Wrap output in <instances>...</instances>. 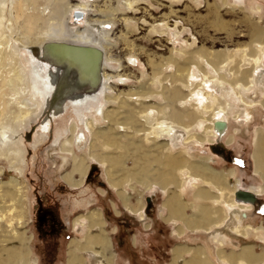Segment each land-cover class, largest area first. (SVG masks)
Here are the masks:
<instances>
[{
	"label": "bare ground",
	"instance_id": "6f19581e",
	"mask_svg": "<svg viewBox=\"0 0 264 264\" xmlns=\"http://www.w3.org/2000/svg\"><path fill=\"white\" fill-rule=\"evenodd\" d=\"M87 1L74 7L78 9L76 18L84 16L88 8L95 5L94 0ZM124 2L131 13L138 10L139 0ZM251 11L257 16L260 6L255 5ZM69 14L67 0H45L43 3L40 0H0V158L5 157L10 168H16V161L24 152L19 135L40 117L43 105L46 109L50 105V91L57 87L59 74L63 77L73 74V83L64 90L69 95L74 94L69 97L71 102L80 104L70 113L84 123L88 137L83 132L77 133L78 127L73 124L58 135L57 147L49 151L50 154L60 153L63 160L60 170L65 171L62 178L69 186L81 187L90 168L101 166L105 180L121 198L126 210L142 221L147 218L144 200L141 199L138 206L133 205L131 192L136 191L135 185L139 184L147 191L154 187L160 189L165 196L161 212L166 210L165 221L176 226L177 238L189 232L198 237L205 234L209 242L208 247L179 244L172 249L171 264H264V250L258 253L255 245L247 241L251 237L257 240L264 231L251 224L253 221L246 222L252 215L251 203H255V196L264 194V185L247 190L255 195L254 199L241 195L243 191L229 184L234 176L232 173L227 177L224 172H216L209 163L210 158L194 151L222 137L231 119L243 129L254 119V107L264 109L262 100L252 101L254 97L264 96V29L258 25L252 28L248 37L250 43L246 46L238 43L230 52H206L197 48L194 36L192 43L182 38L185 44L172 50L169 58L157 61L148 55L149 81H142L140 88L130 86L115 93L118 86H112L110 80L126 81L129 76L120 72L108 74L106 69L101 76H96L100 61L107 67L111 63L116 67L121 62L110 55L114 44L93 40L87 30H77L72 36L65 24ZM121 19L125 23L135 22L128 15H122ZM174 28L173 40L181 38L188 29L185 25L178 26V22L174 26L168 22L160 32L157 26L151 31L168 35ZM109 33H106L108 39ZM127 35L128 32L124 34ZM124 45L129 49L125 55L132 59L138 58L139 50L144 52V49H136L138 46L133 43ZM97 46L104 51V60ZM23 48L30 50L25 54V61L20 55ZM36 61L42 64L36 66ZM58 61L68 64L64 69L60 67L55 77L44 75V71ZM166 69H173V72L165 74ZM101 79L104 81L100 92L103 97L98 102V92L82 90L91 82L100 83ZM40 85L46 92L39 88ZM108 91L115 95H107ZM154 99L160 102H152ZM89 101L98 104L81 107ZM101 103L104 104L99 106ZM93 106L98 108L93 110ZM53 109L45 114L48 120L56 116ZM66 109L62 104L60 110ZM7 116L15 122V127L3 122ZM49 126L48 122L41 126L40 140L47 139ZM66 135L69 137L65 138ZM256 135L255 174L264 182V131L258 129ZM84 150L89 151L84 154ZM77 152L83 155L79 158ZM51 161L56 164L55 157L51 156ZM3 173L0 169V175ZM75 173L80 176V184L75 183ZM9 180L0 184V264H17L23 260L18 243L24 242V238L19 229L10 227L7 231L3 228L6 217L24 221L19 204L22 190L15 178ZM190 196L191 204L186 199ZM8 200L12 204L8 205ZM188 208L192 211L190 214ZM108 224L103 210L99 209H91L77 217L74 227L80 229L83 236L71 243L69 264H116L114 253L108 248L111 240Z\"/></svg>",
	"mask_w": 264,
	"mask_h": 264
},
{
	"label": "rangeland",
	"instance_id": "374dc122",
	"mask_svg": "<svg viewBox=\"0 0 264 264\" xmlns=\"http://www.w3.org/2000/svg\"><path fill=\"white\" fill-rule=\"evenodd\" d=\"M40 1L43 3L45 0ZM80 2L89 1L67 0L68 14L71 13L67 17L69 20L65 23L66 30L72 36L77 30L81 32L87 30L93 40L102 44H106L108 41L114 44L110 55L113 59L117 60L118 58L121 62L117 63L116 67L114 63H109L110 66L107 67L104 61H100L101 67L96 76H101L103 69H106L108 74L116 75L117 72H120L129 76L130 79L126 81L122 79L110 80L111 84H114L112 86H118L115 93L119 90H127L130 86L133 89L140 88L142 81H149L151 69L148 65V55L157 61L169 58L172 50L179 49L185 44L184 41L182 42V38L191 40L192 43V36H194L197 40L195 44L197 48H203V51L206 52H230L234 47H237L238 43L239 46H246L250 43L248 37H250L252 28L258 25L264 29V0H227L226 3L223 0H139L136 5L138 10L134 13L128 10L124 0H94L95 5L88 8L86 16L84 14L81 18H76L75 12L78 9L76 10L74 7ZM255 5H259L261 10L257 16L251 11ZM122 15H128L135 22H123ZM87 19L88 21H86ZM168 22L171 26L178 22V26L185 25L188 28L185 33L183 32L181 38L177 39L178 41L173 40L175 28L168 35L159 33L163 24ZM155 26L159 32L152 33L151 29ZM54 31L57 32L58 29L55 28ZM107 32H110V39L107 38ZM127 32L128 35L125 37L124 34ZM122 36L124 37L122 38ZM125 43H133L138 46L136 49H144V52L139 50L138 58L132 59L125 55L129 50L124 45ZM95 48L101 49L99 46ZM28 51L30 50L24 51L23 48L20 53L23 61H25V54ZM101 51L104 60V51L102 49ZM41 64L36 61V66ZM67 64L66 61H58L52 67H48L44 71V75L55 77L59 68L64 69ZM120 65H124V67ZM123 68L125 71H122ZM164 72L171 74L173 69H166ZM64 77L59 74L57 87L59 85L60 87L51 89L50 105L47 109L43 105L46 110L43 109L40 117L26 126L24 132L19 135L18 140L23 141L21 143L24 152L22 158L16 161V168L11 169L10 162L5 157L0 158V169L2 172L4 171L3 175H0V184L7 183L10 181L9 178L13 177L19 183L18 188L22 190V193L19 194V204L22 205L24 221L11 219L9 216L8 219L6 217L3 225L7 231L10 227H17L24 238V242L21 240L18 243L23 260L18 261L17 264L25 262L27 264H69L71 243L75 240L79 241L83 236L81 230L74 227V222L79 215L87 214L91 209H99L104 212L109 223L107 230L111 236L108 248L111 253H114L116 264H171L172 249L179 244L208 247L209 242L205 234L198 237L187 232L186 235L177 238L174 234L176 226L165 221L164 218L168 216L166 210L161 212L165 196L160 189L154 187L147 191L139 184L135 185L136 191L131 192L133 205L138 206L141 199L144 200V213L147 218L142 221L138 218L139 216H133L126 210L121 198L117 197L116 192L105 180V173L101 166L94 165L90 168L87 176L82 179L84 183L81 187H71L64 181L62 176L65 171L60 170L63 161L60 159V153L50 154L49 151L57 147L55 140L58 139V135L73 124L78 127L77 133L83 132L88 137L84 123L81 120L79 122L70 113L73 107L80 104L71 102L69 97H73L74 94L69 95L64 90L67 85L73 83L71 81L75 76L66 74L62 82ZM123 81L125 84L122 85ZM103 82L102 79L100 83L91 82L89 87H85L86 89L82 92H98V98H95L100 102L103 97V94H100ZM165 83L168 85L169 81ZM39 88L46 92L42 85ZM153 88L156 89L157 85ZM82 92L80 91L81 94ZM107 93L109 96L112 94L109 91ZM260 100L264 102V96L252 99L253 102ZM98 102L89 101L81 107L87 108L90 104L96 106ZM152 102L157 103L160 100L154 99ZM137 103L139 104V102ZM62 104L67 106L64 112L60 110ZM103 104L101 103L99 106ZM50 108L53 109L56 116L48 120L45 114L50 112ZM92 108L96 110L98 107L94 108L93 106ZM252 111L254 119L243 127L244 130L239 127L236 120L231 119L228 126H225L222 137L218 136L213 139V143L207 142L203 146H198V149L194 148L196 153L200 151L201 156L210 158L209 163L216 172H224L227 177L232 176V173L234 176L229 180L230 186L238 187L240 191L244 192H248L249 188L255 189L264 185L260 175L255 174L253 159L256 132L258 129L264 131V109L254 107ZM3 122H10V125L15 127V122L8 116ZM44 122L50 124V130L46 133L47 139L40 140L38 135L42 131L41 126ZM202 131L203 129L198 130V132ZM68 137L69 135L65 136V138ZM88 151L84 150V154ZM76 154L80 158L83 152ZM51 156L55 157L56 164L51 161ZM132 162H134L133 159ZM129 163L131 164L130 161ZM66 170L69 171L70 168ZM74 179L76 184L82 182L77 173L74 174ZM191 198L192 196L186 197L189 202ZM255 198V203H251L253 207L250 213L252 215L246 222L253 221L251 224L262 227L264 231V194L256 195ZM6 203L12 204L9 200ZM116 211L119 214H116ZM187 211L189 214L192 212L190 208ZM259 236L260 238L254 239V241L253 237L247 239L248 242L255 245V251L258 253L264 250V232ZM231 248L229 246V249ZM29 253L32 254L29 255Z\"/></svg>",
	"mask_w": 264,
	"mask_h": 264
},
{
	"label": "water",
	"instance_id": "95a60500",
	"mask_svg": "<svg viewBox=\"0 0 264 264\" xmlns=\"http://www.w3.org/2000/svg\"><path fill=\"white\" fill-rule=\"evenodd\" d=\"M79 17H81V16H79ZM242 192V191H241ZM241 195L242 194H244V195H250V197H251V199H254V197H253V195L252 194H250V193H248V192H242V193H240ZM255 200V199H254Z\"/></svg>",
	"mask_w": 264,
	"mask_h": 264
}]
</instances>
